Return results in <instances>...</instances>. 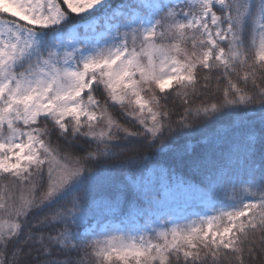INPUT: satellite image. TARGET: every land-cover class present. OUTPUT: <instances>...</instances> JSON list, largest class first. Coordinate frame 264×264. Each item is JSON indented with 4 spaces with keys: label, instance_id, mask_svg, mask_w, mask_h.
<instances>
[{
    "label": "snow or ice",
    "instance_id": "snow-or-ice-1",
    "mask_svg": "<svg viewBox=\"0 0 264 264\" xmlns=\"http://www.w3.org/2000/svg\"><path fill=\"white\" fill-rule=\"evenodd\" d=\"M0 264H264V0H0Z\"/></svg>",
    "mask_w": 264,
    "mask_h": 264
}]
</instances>
